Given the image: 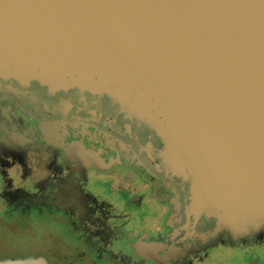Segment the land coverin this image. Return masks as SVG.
Segmentation results:
<instances>
[{
	"label": "water",
	"instance_id": "obj_1",
	"mask_svg": "<svg viewBox=\"0 0 264 264\" xmlns=\"http://www.w3.org/2000/svg\"><path fill=\"white\" fill-rule=\"evenodd\" d=\"M0 80L134 112L187 184L180 230H264V0H0Z\"/></svg>",
	"mask_w": 264,
	"mask_h": 264
},
{
	"label": "flooded vegetation",
	"instance_id": "obj_2",
	"mask_svg": "<svg viewBox=\"0 0 264 264\" xmlns=\"http://www.w3.org/2000/svg\"><path fill=\"white\" fill-rule=\"evenodd\" d=\"M160 148L153 130L105 95L0 80L1 232L24 241L13 247H41L43 264H205L220 248L264 250V230L212 234L205 218L180 230L187 184ZM105 178L116 181L112 193ZM29 259L0 253V263Z\"/></svg>",
	"mask_w": 264,
	"mask_h": 264
},
{
	"label": "rangeland",
	"instance_id": "obj_3",
	"mask_svg": "<svg viewBox=\"0 0 264 264\" xmlns=\"http://www.w3.org/2000/svg\"><path fill=\"white\" fill-rule=\"evenodd\" d=\"M1 183V180H0ZM104 183L106 185L107 191L112 193L115 188L116 181H114L113 178H105ZM130 195V194H129ZM127 195V196H129ZM37 219V217H35ZM34 218V220H36ZM39 221V219H37ZM146 222V221H145ZM133 223V222H132ZM34 224V223H33ZM139 226H144L147 228L148 226H151V224H144V223H136ZM35 225V224H34ZM36 231L37 239L43 236V230L40 227V224H36ZM26 228L21 227L19 230L22 231V233L26 234ZM59 233H64L61 228L58 230ZM11 232H1L0 228V253L5 254V256L8 257H25L30 256L35 258L34 260H25V261H17V262H1L0 264H43V262L40 259H37V257H40L42 255L41 247H33L29 246L27 249L23 248V244H18V246L13 247L11 245H14L15 243H20L21 239L15 238L12 235H9ZM7 234V235H6ZM30 236V235H28ZM22 238H24L22 236ZM24 242V241H23ZM28 242V241H27ZM25 244V243H24ZM12 247V248H11ZM205 264H264V250H256L250 253H241L240 251L236 249H230V248H220L213 250L210 258L207 260Z\"/></svg>",
	"mask_w": 264,
	"mask_h": 264
}]
</instances>
